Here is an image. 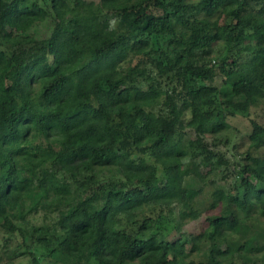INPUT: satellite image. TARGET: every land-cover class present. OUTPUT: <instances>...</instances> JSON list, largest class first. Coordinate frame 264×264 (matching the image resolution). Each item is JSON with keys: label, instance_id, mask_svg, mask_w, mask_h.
Instances as JSON below:
<instances>
[{"label": "trees", "instance_id": "obj_1", "mask_svg": "<svg viewBox=\"0 0 264 264\" xmlns=\"http://www.w3.org/2000/svg\"><path fill=\"white\" fill-rule=\"evenodd\" d=\"M263 105L264 0H0V264L258 260ZM237 115L251 131L232 163ZM207 191L230 214L189 233Z\"/></svg>", "mask_w": 264, "mask_h": 264}, {"label": "rangeland", "instance_id": "obj_2", "mask_svg": "<svg viewBox=\"0 0 264 264\" xmlns=\"http://www.w3.org/2000/svg\"><path fill=\"white\" fill-rule=\"evenodd\" d=\"M192 1H197V0H192ZM224 17V16H223ZM112 18V17H111ZM117 19H112V23L116 24ZM40 33L43 34V31ZM218 46L221 48V50L227 49L226 43L225 42H220ZM255 48L251 43H243L241 47L239 48V52L241 54V57L243 58L240 67L241 71L243 74L249 73V71L257 64L259 58L261 57V54L255 53ZM252 52V54H251ZM217 55V53L215 52ZM215 58V57H214ZM220 59V58H219ZM218 63V60L215 59ZM262 112L264 113V105L262 106ZM230 126L229 129L227 130L228 132L222 134V139L223 141H227V146H224L225 144H220L221 149H226L225 152H227V157H229L230 162H234L235 158H240V154L242 151L246 148L247 143H248V133L251 131V125H250V120L247 117L244 116H230L228 119ZM190 136V134H189ZM228 138V139H227ZM227 139V140H226ZM223 143V142H222ZM264 152V148L262 149ZM191 165V162L185 161L184 162V167L186 168ZM217 165H212L211 162H206L201 164V170L203 173H206L211 179H217V182L214 183V186H226L230 187L231 183L227 182V180H223L222 174L220 170V167H216ZM224 169V168H222ZM221 171V172H220ZM225 173H228V178L231 181L234 182L235 180V170L233 166L230 168V170L225 171ZM219 184V185H218ZM187 207L190 210H195L198 209L199 211L202 212V215L195 219L188 221L184 224V230H186L189 233L196 234L199 231H201L205 226H207V218L210 217H222V216H228L230 214V211L227 209H223L220 207L216 209L211 208V198L209 197L208 191L201 193L195 201L192 203L188 204ZM42 211L39 212L37 215L30 216L33 220L37 222H42V219L44 218V213H41ZM257 236H264V231H261L259 233H256L255 237ZM254 237V238H255ZM253 238V239H254ZM248 247H251L253 245L252 239L248 241ZM224 264H264V255L260 256L259 259L253 260L250 262H244L241 261L240 259L235 258L234 262H230L229 259L225 261Z\"/></svg>", "mask_w": 264, "mask_h": 264}]
</instances>
